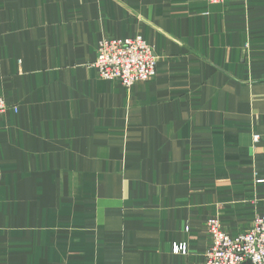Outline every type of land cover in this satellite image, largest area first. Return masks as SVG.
<instances>
[{
    "label": "crops",
    "instance_id": "1",
    "mask_svg": "<svg viewBox=\"0 0 264 264\" xmlns=\"http://www.w3.org/2000/svg\"><path fill=\"white\" fill-rule=\"evenodd\" d=\"M136 36L155 76L99 78ZM0 97V264H205L264 216V0H0Z\"/></svg>",
    "mask_w": 264,
    "mask_h": 264
},
{
    "label": "built area",
    "instance_id": "2",
    "mask_svg": "<svg viewBox=\"0 0 264 264\" xmlns=\"http://www.w3.org/2000/svg\"><path fill=\"white\" fill-rule=\"evenodd\" d=\"M205 1L215 6L225 0ZM97 50L93 67L103 80L129 89L136 82H147L155 76L154 50L138 36L101 40ZM9 111L18 110L0 97V114ZM206 226L211 244L205 252V264H264V216H258L252 228L237 236L223 233L217 218H210Z\"/></svg>",
    "mask_w": 264,
    "mask_h": 264
}]
</instances>
